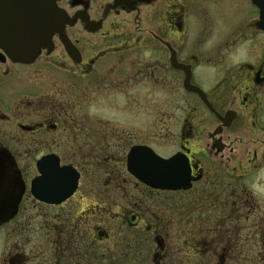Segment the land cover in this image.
<instances>
[{"label": "flooded vegetation", "instance_id": "1", "mask_svg": "<svg viewBox=\"0 0 264 264\" xmlns=\"http://www.w3.org/2000/svg\"><path fill=\"white\" fill-rule=\"evenodd\" d=\"M38 3L34 23L28 20L26 0H0V151L11 157L23 190L16 214L0 227L5 234L2 264L70 260L76 242L67 234L78 229L61 218L107 211L99 186L103 180L118 185L128 179L145 187L130 167L134 149V162L146 161L150 152L163 160L180 155L186 161L189 187L165 192L222 185L233 197L249 195L244 178L264 167V29L252 0H57L71 24L46 45ZM217 16L229 30L207 53L202 46L214 37ZM155 104L166 106L159 116L142 108L151 110ZM101 108L114 113L118 127L95 128L92 121ZM140 116L156 118L146 138L140 136L137 120L131 122ZM159 143L174 150L164 153ZM226 150L233 159L219 156ZM48 156L78 175L73 195L53 205L36 199L31 189L42 176L38 162ZM239 170L243 175L236 176ZM93 195L99 204H92ZM245 201L234 203L229 222L245 220ZM129 207L116 214L121 222L151 231L152 215L140 214L138 204ZM32 209L57 212L52 230L37 216L36 231H47L46 242H36L30 250L17 240L11 245V235L23 227L18 219ZM60 230L66 239H59ZM92 230L98 242L107 237L100 226ZM160 236L154 238L162 250L154 254L155 263L167 258Z\"/></svg>", "mask_w": 264, "mask_h": 264}, {"label": "rangeland", "instance_id": "2", "mask_svg": "<svg viewBox=\"0 0 264 264\" xmlns=\"http://www.w3.org/2000/svg\"><path fill=\"white\" fill-rule=\"evenodd\" d=\"M231 13L232 10L230 9L229 18L232 17ZM216 18L218 24L216 21L213 30L214 37L203 43L202 49L205 51L211 49L213 44L223 38V35L229 30L230 25L223 23L218 16ZM238 26L240 24L234 27L238 29ZM207 53H210V51H207ZM142 108H146L147 113L151 111V113L156 114L158 112L159 116V111L166 109V106L165 104H155L151 105V110L150 108L147 110L146 105ZM95 113L98 117L92 121L95 128L118 127L117 124L120 122L119 120H113L116 117H111V114H114L112 111L101 108ZM154 119L156 118L151 117L150 121L146 116H140V119H134L131 122L134 125V121L137 120L138 126L136 127L139 134L146 138V131L149 130L150 122L152 124ZM107 122L110 123L109 126L106 125ZM151 128L154 129L155 127L151 126ZM160 128L162 129L161 126L155 129ZM206 138H204L205 143L207 142ZM159 145L160 147L156 146L164 153L174 150L167 148L169 147L167 145L160 143ZM221 154L218 155L223 156L225 160L228 157L232 158L227 150ZM240 155H243V153H240ZM238 158L242 159V157ZM65 160H68L67 157H65ZM239 172V175L236 174V176L243 175L241 170ZM227 178L229 176L226 175L225 183H228ZM244 182L249 195L247 197L239 196L238 193L239 197L236 198V195L233 197L232 193H225L221 189L222 185L216 187L198 186L197 189L194 187L189 192L169 193L161 190H158L159 192L151 191L146 186L137 185L128 179H126V183L118 185L103 180L102 185L99 186L105 192L102 196L106 203L102 206H107L104 207L107 208V211H103L101 215L85 218L69 217L67 215H63V218H61L62 222L71 225L76 224L75 227L78 229L73 231L75 236L71 235V231L67 234L66 231L60 230L59 239H64L67 234L69 241L72 240L70 242H76V247L72 249L73 252L70 250L72 257L70 260L63 259L62 264H156L157 262L158 264H264V167L261 166V168L251 172L250 175L244 178ZM216 188H220V192H215ZM92 197L96 199H92V204H99V197L94 195ZM243 201L248 204L249 208L241 210L245 220L241 219L235 223L229 222L234 203H243ZM135 204L140 206V214L147 212L152 215L151 220H149L152 224L151 231L143 230L145 228L143 224L137 228L140 230L128 227L127 223L123 224L121 218L116 216L122 209H129V206ZM42 211L32 209L24 217L18 219V221L20 220L18 222L19 226L21 227L23 224V227L22 230H19L20 233L13 232V235H11V245L16 244L15 241L17 240L26 245V250H30L36 242L42 241L43 244L46 242L47 231L43 234L36 231L37 216H43L44 219L41 218L38 221L41 224L49 225L52 230L51 225H54V220H51L57 216V212L55 210L54 213L50 212L51 210ZM45 218L49 220H47V223H45ZM147 220L148 216L144 223ZM86 221H89L90 228ZM232 225L238 227L237 232L228 231V227ZM97 226L102 227L107 232V237L100 242L96 241L94 230H92ZM245 226L251 227V231L239 230H247ZM154 228L158 230V233H152ZM3 230L0 228V264L4 262L2 261L4 253L3 240H5ZM155 234L156 236L161 235L162 244L166 247L162 255L165 254L167 257L156 259V263L153 261V256L162 250L159 248L160 245L154 241ZM230 240L231 242L227 243L229 247L226 251L224 243ZM83 255L86 257H83ZM84 258L85 260H83ZM39 262L41 264L47 263L44 260Z\"/></svg>", "mask_w": 264, "mask_h": 264}, {"label": "water", "instance_id": "3", "mask_svg": "<svg viewBox=\"0 0 264 264\" xmlns=\"http://www.w3.org/2000/svg\"><path fill=\"white\" fill-rule=\"evenodd\" d=\"M42 1V2H41ZM57 0H39V23L43 28V44H49L54 33L63 34L66 24H71L63 11L58 9L54 2ZM29 10L28 20H36V0H26ZM253 4L261 11L260 27L264 29V4L252 0ZM30 48V47H29ZM30 50V49H29ZM32 51L28 53V59H33ZM25 59V57H24ZM193 91L200 94L198 89ZM134 149L129 156L130 167L136 171L137 176L150 188L162 191H176L187 189L190 183V171L186 161L177 155L169 160H163L150 152L146 161L134 162L137 154ZM8 152L0 151V226L11 220L17 212L23 190L22 181ZM41 178L32 181L33 196L45 203L58 204L73 195L77 188L78 175L74 170L60 168L58 159L48 156L38 162L37 165ZM11 193L7 194V189ZM60 189V190H59ZM64 191V192H63Z\"/></svg>", "mask_w": 264, "mask_h": 264}, {"label": "trees", "instance_id": "4", "mask_svg": "<svg viewBox=\"0 0 264 264\" xmlns=\"http://www.w3.org/2000/svg\"><path fill=\"white\" fill-rule=\"evenodd\" d=\"M226 242V241H225ZM224 246H225V248H226V251H227V248L229 247V245H227V242L226 243H224Z\"/></svg>", "mask_w": 264, "mask_h": 264}]
</instances>
